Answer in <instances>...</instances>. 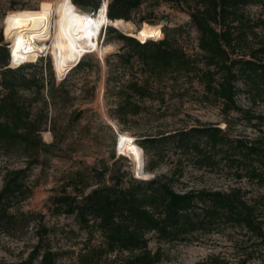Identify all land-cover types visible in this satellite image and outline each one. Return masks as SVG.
Masks as SVG:
<instances>
[{
    "label": "trees",
    "instance_id": "trees-1",
    "mask_svg": "<svg viewBox=\"0 0 264 264\" xmlns=\"http://www.w3.org/2000/svg\"><path fill=\"white\" fill-rule=\"evenodd\" d=\"M106 1L110 20L130 21L144 10L139 21H151L157 8L163 4L187 11L190 15L188 25L198 33L200 50V53L192 55L179 43L184 32L183 25L166 27L164 33L159 28L156 36L152 37L151 31L149 33L145 27L142 40L137 37L140 41L136 37L121 35L131 49L114 53V56L123 66H133V61H137L140 72L146 77L143 80L133 77L122 84L119 92L123 99L114 111L119 118L128 112L138 113L139 106L133 102V97L151 98L153 81L161 83L168 76L175 83L180 77L198 80L203 86V101H222L226 112L240 109L237 104L239 82L255 101L264 102V35L257 30L264 28V0ZM72 2L81 9L84 7L82 10L90 14L97 13L104 4V0ZM251 5L260 6L259 17L248 14L247 8ZM113 29L110 27V30ZM153 37L158 39L150 40ZM0 52L3 53L0 55L3 68L0 78V151L25 160L24 166L6 171L0 189V226L10 228L17 223V216L11 208L33 195L34 187L29 181L32 166L41 164L43 154L51 152L55 144L46 143L41 135L48 115L41 109L33 112L32 102L20 93L21 89H33L40 95L44 83L36 74L27 76L22 72L38 61L11 68L8 67L10 50L0 45ZM92 54L87 53L83 58ZM83 58L70 70L75 65L72 70L84 67L86 61ZM100 60L103 64L104 60ZM110 60V57H105L104 61L109 69ZM68 75L61 80V86H64ZM50 84L53 90L55 79L52 78ZM109 88L107 79L106 94ZM246 113L249 120L259 118L264 121L263 117L250 115L249 111ZM173 138L185 155L196 156L195 162L200 166H213L215 152L221 151L228 165L236 167L238 177L245 176L264 184V137L258 140L231 139L218 126L202 125L182 129ZM166 139L165 136L150 137L141 145L135 139L134 144L137 149L148 151L149 143L157 144ZM209 149L213 152H208ZM112 157L115 158V152ZM179 166L180 176L183 169ZM127 174L126 171L113 173L105 163L94 166L90 176L83 170H77L63 184L61 192L52 197V214L72 216L79 227L88 232L85 251L78 255V264H160L165 253L161 246L157 249L151 247L152 239L170 244L189 242L204 234L224 232L229 227L241 229L253 243L264 244L261 201L249 199L248 192L242 187L234 186L225 191H177L173 186L177 177L174 174L157 175L147 180L131 176L125 186ZM34 214L40 221L45 216L42 212ZM21 215L28 220L27 215ZM37 230L39 237L36 244L28 259L20 264H57L60 253L43 237L49 236L53 228L40 225ZM96 234L100 238L99 244L93 245L92 238ZM255 254L254 249L249 251L245 248L237 254L235 261L221 254H211L197 264H249Z\"/></svg>",
    "mask_w": 264,
    "mask_h": 264
},
{
    "label": "rangeland",
    "instance_id": "rangeland-1",
    "mask_svg": "<svg viewBox=\"0 0 264 264\" xmlns=\"http://www.w3.org/2000/svg\"><path fill=\"white\" fill-rule=\"evenodd\" d=\"M56 1L0 0V45H5L11 53L14 28H9L6 22L10 12L23 8H50ZM82 9L80 7V10ZM247 12L251 17L257 18L261 14V8L251 5ZM144 13L143 10L130 20L135 27L130 33L110 24L105 25L101 29L100 44L111 45V50L107 53L94 51L92 55L84 58V55L92 52L82 53L78 60L83 58L86 65L78 70H72L78 64L70 70L78 60L62 66L57 64L54 44L49 55L39 57L34 66L23 69L25 75L36 74L44 83L40 95L33 89H21L20 93L32 102L33 112L41 109L48 115L46 128L42 130L41 135L46 143L55 145L51 152L43 154V162L32 166L30 170L29 181L34 187L33 195L11 208V212L17 216L16 225L10 228L0 226V264H20L26 261L38 240L37 229L40 225L53 228L49 236L43 237L60 253L57 264H78V255L85 251L88 232L80 228L72 216L52 214L51 199L61 192L63 184L77 170H83L90 176L92 168L101 163L110 167L113 173L128 172L124 178L125 186L131 176L147 180L157 175L172 174L177 176L173 182L177 191H225L239 186L248 192L249 199H260L261 210L264 211V184L245 176L238 177L236 167L228 165L221 151L215 152L213 166H200L195 162L196 156L185 155L173 138L182 129L202 125L218 126L225 130L231 139L258 140L264 137V121L259 118L249 120L246 113L249 111L250 115L264 118V102L255 101L242 82L238 83L240 92L237 95L240 109H231L228 112L223 110L222 101H203V86L198 80L191 81L188 77H180L179 82L175 83L171 76L161 83L153 81L151 98L133 97V102L139 106L138 113L128 112L123 118H119L114 112L123 99L119 92L122 84L133 77L139 80L146 77L140 72L137 61H133V66H123L114 56V53L131 49V45L121 35H131L142 40L141 34L145 27L149 33L151 31L152 37L156 36L159 28L164 33L166 27L183 25L184 32L179 43L192 55L200 53L198 33L188 25L190 15L187 11L163 4L157 8L151 21L140 22V15ZM110 27L114 29L110 30ZM257 30L264 35V28ZM163 37L164 35L160 39ZM154 39L158 37L150 40ZM1 54L3 55L2 52ZM105 57L111 59L110 69L104 64ZM100 59L104 60L103 64ZM2 69L0 64V78ZM68 73L64 86H61V78ZM52 78L55 79L53 90L50 86ZM107 79L110 90L106 94ZM1 92L2 86L0 94ZM162 136L167 139L157 144L149 143L148 151L139 150L134 144L135 139L141 145L147 138ZM117 145L120 151L117 150ZM113 152L115 158L112 157ZM208 152L213 150L209 149ZM24 164L23 157L6 155L0 151V189L6 171L22 167ZM178 165L183 169L180 176ZM36 212L45 214L43 220L40 221L34 214ZM20 213L27 215L28 220ZM99 239L96 234L92 238V244H99ZM150 245L153 249L159 246L163 248L165 258L160 264H197L211 254H221L235 261L237 254L245 248L249 251L254 249L256 253L249 264H264V244L253 243V240H248L244 231L231 227L224 232L204 234L189 242L170 244L152 239Z\"/></svg>",
    "mask_w": 264,
    "mask_h": 264
},
{
    "label": "bare ground",
    "instance_id": "bare-ground-1",
    "mask_svg": "<svg viewBox=\"0 0 264 264\" xmlns=\"http://www.w3.org/2000/svg\"><path fill=\"white\" fill-rule=\"evenodd\" d=\"M107 4L104 0L95 14L80 10L71 0H57L50 8L13 10L6 20L7 26L14 28L11 66L18 67L49 55L53 44L60 66L75 63L85 52H109L111 45L99 44L104 25H113L126 33L135 27L124 19L110 20L106 14Z\"/></svg>",
    "mask_w": 264,
    "mask_h": 264
},
{
    "label": "water",
    "instance_id": "water-1",
    "mask_svg": "<svg viewBox=\"0 0 264 264\" xmlns=\"http://www.w3.org/2000/svg\"><path fill=\"white\" fill-rule=\"evenodd\" d=\"M105 13H106V11H105ZM107 14V13H106ZM124 20H126V19H124ZM128 36H131V35H128ZM80 61V60H79ZM79 61L76 63V64H78L79 63ZM8 67H11V68H13L12 66H11V58H10V62H9V65H8Z\"/></svg>",
    "mask_w": 264,
    "mask_h": 264
},
{
    "label": "built area",
    "instance_id": "built-area-1",
    "mask_svg": "<svg viewBox=\"0 0 264 264\" xmlns=\"http://www.w3.org/2000/svg\"><path fill=\"white\" fill-rule=\"evenodd\" d=\"M64 77H65V76H64ZM64 77H63V78H64ZM63 78H62V79H63ZM62 79H61V80H62ZM118 147H119V146L117 145V150L119 151Z\"/></svg>",
    "mask_w": 264,
    "mask_h": 264
},
{
    "label": "snow or ice",
    "instance_id": "snow-or-ice-1",
    "mask_svg": "<svg viewBox=\"0 0 264 264\" xmlns=\"http://www.w3.org/2000/svg\"><path fill=\"white\" fill-rule=\"evenodd\" d=\"M66 2H67V0H66Z\"/></svg>",
    "mask_w": 264,
    "mask_h": 264
}]
</instances>
